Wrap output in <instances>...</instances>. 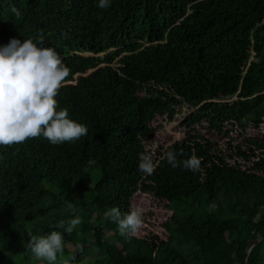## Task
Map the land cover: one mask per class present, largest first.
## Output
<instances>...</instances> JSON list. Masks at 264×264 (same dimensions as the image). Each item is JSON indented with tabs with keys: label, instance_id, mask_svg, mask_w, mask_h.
Masks as SVG:
<instances>
[{
	"label": "trees",
	"instance_id": "1",
	"mask_svg": "<svg viewBox=\"0 0 264 264\" xmlns=\"http://www.w3.org/2000/svg\"><path fill=\"white\" fill-rule=\"evenodd\" d=\"M98 3L0 0V47L42 37L38 46L54 48L70 69L58 110L88 128L75 142L0 147V264H33L30 235L52 231L64 237L66 264H242L264 231V0ZM182 105L200 107L190 131L144 174L146 141ZM168 151H183L179 161L195 155L200 169L173 168ZM138 194L164 223L121 236L106 213L129 214ZM74 218L72 234L55 227ZM263 244L247 264H264Z\"/></svg>",
	"mask_w": 264,
	"mask_h": 264
},
{
	"label": "clouds",
	"instance_id": "2",
	"mask_svg": "<svg viewBox=\"0 0 264 264\" xmlns=\"http://www.w3.org/2000/svg\"><path fill=\"white\" fill-rule=\"evenodd\" d=\"M99 8L107 9L109 0H99ZM11 11L19 19L21 12L12 7ZM43 38L37 42L26 39H11L0 47V147H11L26 143L30 139L43 137L52 145L75 142L88 134V128L69 118L67 109L58 110L56 99L61 87L70 75V69L63 63L60 55L51 47H41ZM183 151L166 153L167 162L173 167L181 164L193 172L200 169L201 160L195 155L179 161ZM138 168L146 175L155 172L156 164L150 155L141 154ZM96 164L94 159L87 162L88 168ZM87 170V169H86ZM67 207L75 212L74 206ZM106 215L118 225L121 236L134 237L143 226L142 214L133 210L121 215L118 208H111ZM79 218L67 222L60 221L56 228H63L72 234ZM65 241L58 231L46 236L30 235L28 248L37 260L56 264L58 254L63 255ZM82 250V248H81Z\"/></svg>",
	"mask_w": 264,
	"mask_h": 264
},
{
	"label": "rangeland",
	"instance_id": "3",
	"mask_svg": "<svg viewBox=\"0 0 264 264\" xmlns=\"http://www.w3.org/2000/svg\"><path fill=\"white\" fill-rule=\"evenodd\" d=\"M83 55L87 57L92 56V54L89 53ZM252 56H253L252 61H256L255 52H253ZM237 99L238 97L236 95L231 99L225 100L224 102H234ZM199 108L200 107L193 108V107H189L188 105H182L177 109V115L173 120L166 118L162 122V128L160 132L157 134L156 140L146 141L147 150L153 160L158 158L159 153H163L164 151L168 150L176 142L183 140L187 136L191 128L187 124V120L193 114H196L199 111ZM194 127H197L199 129L198 125ZM260 133L264 134V124L262 125ZM248 134L252 135L255 134V132L252 128H248ZM226 146L227 145H222L223 149H226ZM137 199L139 200L135 210H139L142 214V219H143L142 228L145 226L143 233H150L151 231H155V233L158 232L159 228L164 223V220L159 218L156 209L151 204L150 199L140 194L137 195ZM108 238L112 239V234L109 235ZM19 248L21 247L19 246L18 242H16L12 246L11 251L18 250ZM70 251L76 252V248L74 246H70ZM70 258H71V254L59 257L56 261V264H66V262L70 260ZM17 261H19L18 258ZM94 262H95V257H89L86 258L83 264H93ZM33 264H47V262L36 259L33 262Z\"/></svg>",
	"mask_w": 264,
	"mask_h": 264
},
{
	"label": "water",
	"instance_id": "4",
	"mask_svg": "<svg viewBox=\"0 0 264 264\" xmlns=\"http://www.w3.org/2000/svg\"><path fill=\"white\" fill-rule=\"evenodd\" d=\"M263 240H264V231H263L262 236L259 239L252 241L248 245V247H247V249L245 251V254H244V258H243V263L242 264H247V261H248V258H249V255H250L251 251L253 250V248L256 245L260 244Z\"/></svg>",
	"mask_w": 264,
	"mask_h": 264
}]
</instances>
